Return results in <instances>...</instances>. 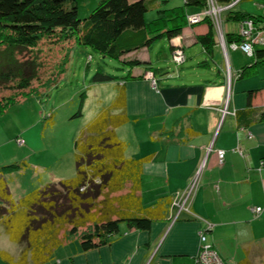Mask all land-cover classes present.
<instances>
[{"label": "crops", "instance_id": "1", "mask_svg": "<svg viewBox=\"0 0 264 264\" xmlns=\"http://www.w3.org/2000/svg\"><path fill=\"white\" fill-rule=\"evenodd\" d=\"M260 3L264 2L251 4L256 12L247 8L233 12L259 16ZM228 16V12L224 14L225 20H232ZM236 29L234 23L224 24V34ZM207 30V23L185 25L171 39L186 56L176 76L163 74L165 62L161 61L171 59V51L164 49L155 56L156 65L151 64L154 82L146 77L148 69H130L133 78L124 80L129 121L115 128L116 135L127 142V157L149 156L142 165L140 182L145 205L161 196L174 198L197 177L195 187L183 198L187 210L180 211L174 221L169 217L154 221L148 230L127 229L120 224V231L108 244L87 251L80 250L79 241L69 245L67 240L44 264H192L200 230L227 264H264V163H260L264 160V120H260L264 63L238 78L252 57L226 46V40L224 53L216 44L212 57L206 55L197 37ZM195 44L196 50H190ZM151 50L150 46L132 55L152 62ZM249 91H253V121L244 129L237 126L235 112L245 108ZM186 127L196 134H186ZM238 147L243 155L237 152ZM216 149L225 150L221 165ZM5 157L0 154V163ZM255 206H261L257 216L251 211ZM175 212V208L169 210L168 216ZM21 249L22 245L11 242L0 228V250L16 257ZM0 264L7 263L0 258Z\"/></svg>", "mask_w": 264, "mask_h": 264}, {"label": "trees", "instance_id": "2", "mask_svg": "<svg viewBox=\"0 0 264 264\" xmlns=\"http://www.w3.org/2000/svg\"><path fill=\"white\" fill-rule=\"evenodd\" d=\"M78 2L0 0V91L13 88L21 92L39 78L41 62L33 53L42 42L60 47L69 45L59 74L67 70L70 53L76 45L88 46L104 57L117 59L128 69L126 75L116 80L101 69L92 75L91 84L113 82L115 94L108 102H100L96 114L76 135L73 176L48 181L15 196L6 174L26 164L14 161L0 165V228L11 242L22 245L16 257L0 250V258L7 264H44L58 246L74 235L78 237L80 250L87 251L108 244L120 231V224L127 229L148 230L154 221L169 217L171 197H158L150 205L143 203L142 165L149 156L127 157V142L116 135L115 128L129 121L124 80L133 78L130 69L142 66L153 75L152 62L132 53L166 38L172 60L175 49L183 52L181 46H173L171 39L186 25L185 17L191 13L186 6L197 7L195 11H198L205 0H183L181 6L173 7H162L161 0H97L84 16L79 15ZM151 10L155 15L146 20L145 14ZM228 15L236 27L242 17L251 16L233 11ZM207 24V32L198 35L197 42L202 52L212 57L217 43L213 26ZM224 40L228 41L226 46L238 42L237 29L225 33ZM249 57L251 64L242 66L238 78L264 63V47L255 48ZM59 76L47 85L56 84ZM252 93H247L245 108L235 112L239 128L247 129L253 121ZM21 100L0 98V116ZM74 115H80V111ZM260 120H264V106ZM184 130L190 136L196 134L191 127Z\"/></svg>", "mask_w": 264, "mask_h": 264}, {"label": "rangeland", "instance_id": "3", "mask_svg": "<svg viewBox=\"0 0 264 264\" xmlns=\"http://www.w3.org/2000/svg\"><path fill=\"white\" fill-rule=\"evenodd\" d=\"M96 2L97 0H79V15L88 14ZM255 2H264V0H242L232 6L231 12L236 8H247L250 13L256 12V9L251 7ZM182 4L183 0H161L162 7ZM191 8L195 7L186 6L188 12L192 11ZM154 13L152 10L148 11L145 14L146 20L153 17L151 15H155ZM225 13L227 11L224 10L221 26L223 33L225 23H234L236 28L233 20H225ZM187 18L186 16L185 20ZM209 21L210 19L205 18L198 22H186V25L195 27ZM213 27L216 32L214 39L224 53L226 47L218 36L220 32L214 25ZM187 32L184 31L183 35L188 36ZM262 44L264 42L256 46ZM195 45L193 49H189L196 50L198 44ZM38 47L39 50H35L38 52L34 51L33 54H37L38 62H41L39 78L33 80L31 86L24 91L19 92L13 88H4L0 91V98L22 99L0 116V154L7 155L0 165L14 161H24L26 164L21 169H15L7 174L9 188L15 196L38 188L48 181L73 176V141L83 125L96 114L100 101L108 102L114 92L113 82L91 84L92 75L96 70L101 69L115 76L116 80L126 75L128 71L117 59L104 57L88 46L76 45L70 53L67 70L64 74H59L69 45L60 47V44L42 42ZM151 47L152 63L156 65L155 56L161 55L163 51L166 53L169 51L166 38L157 39ZM161 62H165L163 68L166 71L163 74L171 76H176L178 67L182 65V63H174L171 59ZM58 75L60 76L56 84L47 85L56 77L58 79ZM146 77L154 81L150 71H147ZM78 110L80 115H74ZM20 140L21 142H18ZM130 150H132V141ZM74 243H78V237L75 235L68 241L69 245Z\"/></svg>", "mask_w": 264, "mask_h": 264}, {"label": "built area", "instance_id": "4", "mask_svg": "<svg viewBox=\"0 0 264 264\" xmlns=\"http://www.w3.org/2000/svg\"><path fill=\"white\" fill-rule=\"evenodd\" d=\"M242 0H205L204 6L195 12H191L187 14L188 17L186 19L187 23L198 22L202 19H210V24L216 27L217 31H219L218 36L222 40L223 44L224 33L221 31V26L223 22L222 12L225 10L227 12H231L232 6L236 3H239ZM261 7V14L259 16H245L240 19L237 23V37L240 39L238 42H233L229 45L232 49H240L246 55L251 56L254 52V47L256 44H261L262 40H264V3L259 4ZM214 29V27H213ZM215 32V29H214ZM216 34V32H215ZM172 60L174 63L179 64L185 60V56L181 49H175L174 54L172 56ZM154 82V81H153ZM222 113L226 111L223 108ZM250 137V133H248ZM18 142H21L18 141ZM237 152L243 155V151L241 148H236ZM217 161L218 164H222L224 161L225 150L224 149H216ZM261 164L264 163V160H261ZM196 178L192 177L188 182L183 192L177 193L174 198H172V202L170 205V211L175 208L176 212L171 216L172 219H175L179 216L180 211L187 210L184 206L183 198L187 197L193 190L196 185ZM185 196V197H184ZM251 211L254 216H257L261 211V206H255L251 208ZM199 238V248L197 253L194 256V261L192 264H226L225 261L219 256L215 248L212 246L210 241L207 239L206 235L203 231H198ZM181 264V263H176Z\"/></svg>", "mask_w": 264, "mask_h": 264}, {"label": "water", "instance_id": "5", "mask_svg": "<svg viewBox=\"0 0 264 264\" xmlns=\"http://www.w3.org/2000/svg\"><path fill=\"white\" fill-rule=\"evenodd\" d=\"M225 109H226V107H225ZM209 147L211 148V145ZM169 219H171L172 221H174V220L178 219V217H176L175 219H172L171 216L169 215Z\"/></svg>", "mask_w": 264, "mask_h": 264}]
</instances>
